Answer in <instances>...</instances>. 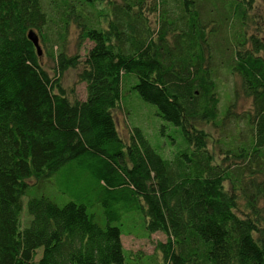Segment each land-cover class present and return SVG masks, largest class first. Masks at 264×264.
<instances>
[{"label":"trees","instance_id":"trees-1","mask_svg":"<svg viewBox=\"0 0 264 264\" xmlns=\"http://www.w3.org/2000/svg\"><path fill=\"white\" fill-rule=\"evenodd\" d=\"M253 1L60 0L55 22L42 0H0V264H129L111 223L129 211L142 214L146 234L165 235L160 258L137 257L146 264H264V45L247 35ZM71 23L80 45L92 43L82 60L66 52ZM79 63L83 100L61 84ZM221 70L252 100V137L232 170L213 160L199 127L218 118ZM127 78L124 91L169 127V155L139 126L119 135L112 111ZM55 175L71 196L62 205L31 194L29 180L53 188ZM24 198L26 233L6 242V217L19 216ZM94 200L104 226L88 212Z\"/></svg>","mask_w":264,"mask_h":264},{"label":"rangeland","instance_id":"rangeland-1","mask_svg":"<svg viewBox=\"0 0 264 264\" xmlns=\"http://www.w3.org/2000/svg\"><path fill=\"white\" fill-rule=\"evenodd\" d=\"M59 2L60 0H42L44 8L48 11L55 22H57ZM154 15L155 14L150 15L153 24L156 19ZM246 29L247 35H256L261 39L264 45V0L253 1V4L248 11ZM77 34L78 31L75 24L71 23L66 36V52L71 55L78 54L82 60L86 50L92 43L90 41H85L80 45L77 40ZM49 42H53L50 37ZM40 44L42 49L46 52L45 49L49 48V43L47 42L43 45L42 42H40ZM260 54L264 56V49ZM43 61L48 69L52 71L53 61L48 55H46V53L44 54ZM81 68L82 64L79 63L77 67L67 69L62 76V87L71 99L78 98L83 100L86 96L85 83L80 81L78 76ZM131 76L133 77V82L136 83V77L134 75ZM218 77V118L215 122L201 123L199 124V127L204 129L208 135V149L213 156V160L216 163H220L222 166L230 164L231 166L229 169L232 170L236 166H232V163L236 161L233 152L238 151L240 147L247 148L250 144L252 129L248 123L247 115L252 111V100L250 97L243 95L241 90H239V79L230 74L229 71L221 70ZM128 84L129 79H123L122 100L112 111L119 135L123 139L128 140L132 126H139L143 130H146L148 139L152 145L155 146V143L158 142L163 148V154L169 155L170 150L167 142L170 141L171 135L169 127H167V124L157 116L155 106L142 101L137 93L130 88V85L128 88L129 91H124ZM225 109L229 110L228 113ZM162 125H164L163 132H161ZM60 181L61 177L55 175L53 177L54 186L52 188V183L40 182L37 184L31 179L29 180L31 186L37 185L38 189L32 190L31 194L35 197L44 194L62 205L70 200L71 196L68 193L61 192V188H64V186ZM224 184L229 187L228 181L224 182ZM88 212L94 215L93 219L99 225L104 226L106 224L107 220L104 206L101 202L96 200L92 201L88 206ZM142 220L141 213L129 211L123 212L121 221H111L113 225H117L121 229L122 245L132 260L129 264H146V260L138 259L137 257L160 258L156 243L158 241H164L165 235L161 232H154L150 235L146 234L142 229ZM27 224L28 215L26 214V198H24L21 202L19 216L7 215L2 238L4 241L6 240V242H8L9 239L13 241L14 237L11 235L13 234V231L18 229L19 233L25 235ZM22 245L24 246L23 243ZM24 247H21V252H23ZM24 253H26V250ZM27 255L29 257V254ZM0 260H3V258L0 257Z\"/></svg>","mask_w":264,"mask_h":264},{"label":"water","instance_id":"water-1","mask_svg":"<svg viewBox=\"0 0 264 264\" xmlns=\"http://www.w3.org/2000/svg\"><path fill=\"white\" fill-rule=\"evenodd\" d=\"M27 36L29 40L33 43L35 48L37 49L38 54H41V48L39 45V38H38L37 33L34 32L33 30H29Z\"/></svg>","mask_w":264,"mask_h":264}]
</instances>
